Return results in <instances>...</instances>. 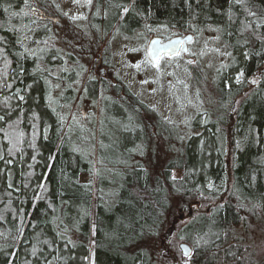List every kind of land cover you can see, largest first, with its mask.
<instances>
[{
	"label": "trees",
	"instance_id": "trees-1",
	"mask_svg": "<svg viewBox=\"0 0 264 264\" xmlns=\"http://www.w3.org/2000/svg\"><path fill=\"white\" fill-rule=\"evenodd\" d=\"M34 1L36 15L13 17L28 11L24 0H0V264H160L145 241L167 225L173 198L182 211L204 208L177 232L191 264H264L241 234L250 219L264 225V0H94L96 36L164 27L194 37L213 26L231 52L207 107L158 167L143 155L175 128L125 84L86 79L97 122H66L52 104L51 70L60 67L69 104L84 68L48 40L51 0Z\"/></svg>",
	"mask_w": 264,
	"mask_h": 264
},
{
	"label": "rangeland",
	"instance_id": "rangeland-1",
	"mask_svg": "<svg viewBox=\"0 0 264 264\" xmlns=\"http://www.w3.org/2000/svg\"><path fill=\"white\" fill-rule=\"evenodd\" d=\"M34 2L37 4L38 0ZM51 3L48 19L51 23V35L48 40L63 50L65 59L70 54L84 68L83 72L76 73L75 81L71 84L75 96L69 104L60 103L65 88L64 81L59 79L60 67L56 66L51 70L55 77L50 78L52 104L65 113L66 122L77 126H82L89 120L97 122L98 117L103 120L100 116V97L92 98L87 95L86 79L94 76L97 84L104 82L108 89L117 83L125 84L133 94L155 108L175 128L171 139L166 134L165 137L155 135L152 139L154 141L149 142L153 153L150 150L143 155V162L158 167L177 152V144H181L191 131L194 116L207 107L210 96L215 94L218 71L231 57V52L218 31L213 26L203 28L189 43L188 52L161 59L157 69L146 61V46L153 35L163 38L175 35H171L166 28L136 30L133 35H125L112 28L102 38L94 35L89 27L88 20L94 0L91 5L84 4V0H80V3H73V0H51ZM73 16L84 18L73 20ZM104 60H108V63H104ZM138 63L139 69L134 66ZM109 93L112 94L113 91ZM73 114L76 120L72 119ZM180 204L179 198L172 199L171 210L166 215L167 225L158 238L145 241L160 264H175V261L179 264H191L189 258L181 252L179 245L183 240L177 236V232L204 208L192 205L189 210L182 211ZM247 216L253 219L250 215ZM250 222V232L248 235L241 233L242 240L246 242V247L252 249L254 257L259 258L264 253V225L261 221L250 219ZM167 230L170 232L166 233Z\"/></svg>",
	"mask_w": 264,
	"mask_h": 264
},
{
	"label": "snow or ice",
	"instance_id": "snow-or-ice-1",
	"mask_svg": "<svg viewBox=\"0 0 264 264\" xmlns=\"http://www.w3.org/2000/svg\"><path fill=\"white\" fill-rule=\"evenodd\" d=\"M243 0H237V3H242ZM24 3H25V8L28 9V11H25L24 9H21V11L19 13L17 12H12L11 13V16H17V15H23V16H27V15H36L38 13V9L35 8V7H31L29 5V0H24ZM73 3H80V0H73ZM84 4H87V5H91L92 4V0H84ZM83 6V5H82ZM124 12H127L128 9L127 8H124L123 9ZM5 11H7V9H5ZM64 15H67V13H64ZM249 15H252V16H255V13L254 12H250ZM84 18L83 16H73L72 19L73 20H76V19H82ZM32 23H36L35 20L32 21ZM25 27H27V25H25ZM257 27H260V25H257ZM14 30H17L18 29H14ZM151 30V29H149ZM189 41L192 39L191 37H188L187 38ZM174 43L176 44H180L182 43V41H175ZM157 45H160V41L159 40H152L151 41V46L146 50L145 52V56H146V61L151 64L153 67H156L157 69H159V63H160V59L162 57V55L164 56H167L169 54L168 51H165L166 48H169V46H161V47H156ZM131 51H138V49H131ZM35 53H33L34 55ZM178 55V53H175ZM135 67H137L139 69L140 67V64H136L134 65ZM148 81H142V83H147ZM255 82V81H253ZM11 85H9L10 87ZM20 99L23 100L24 97L23 96H20ZM4 117H0V120H3ZM65 119L64 116H61L60 117V120L63 121ZM73 120H76V116L75 114H73V117H72ZM169 123H171V121H169ZM46 131V130H45ZM5 135H8V133H5ZM103 146V145H102ZM173 180L176 179L175 176L172 177ZM183 239V237H181ZM204 243H207V241H204ZM198 244H199V241H198ZM182 250H183V254L185 257H190V252H189V249L184 247L183 245L181 246ZM35 254V253H33ZM187 264V262H186Z\"/></svg>",
	"mask_w": 264,
	"mask_h": 264
},
{
	"label": "water",
	"instance_id": "water-1",
	"mask_svg": "<svg viewBox=\"0 0 264 264\" xmlns=\"http://www.w3.org/2000/svg\"><path fill=\"white\" fill-rule=\"evenodd\" d=\"M188 37H191L193 39V34L192 33H187L185 34L184 36L182 35H175V36H172L168 39H165L163 40V38L159 35H153L150 37V39L148 40V43H147V46H146V50L151 46V41L152 40H159L160 41V45H157L156 47H161V46H169V48H166L165 51H168L169 54L165 57H172L174 55H177L175 53H180V52H183V53H186L188 52V44L192 41V39L189 41L187 38ZM182 41V43L180 44H176L174 43L175 41ZM164 55H162L163 57ZM170 230H167L166 233H169ZM184 246L186 248L189 249V252L190 254L192 253V248L190 247V245L186 242H181L180 243V249L183 253V250L181 248V246Z\"/></svg>",
	"mask_w": 264,
	"mask_h": 264
},
{
	"label": "flooded vegetation",
	"instance_id": "flooded-vegetation-1",
	"mask_svg": "<svg viewBox=\"0 0 264 264\" xmlns=\"http://www.w3.org/2000/svg\"><path fill=\"white\" fill-rule=\"evenodd\" d=\"M183 35H184V34H183ZM183 35H182V36H183ZM192 251H193V248H192ZM188 258H189V257H188ZM175 264H179V262H178V261H175Z\"/></svg>",
	"mask_w": 264,
	"mask_h": 264
}]
</instances>
